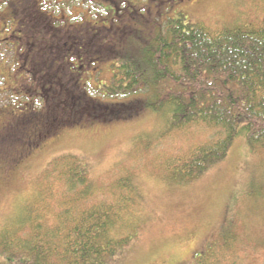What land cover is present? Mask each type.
<instances>
[{
  "label": "trees",
  "instance_id": "16d2710c",
  "mask_svg": "<svg viewBox=\"0 0 264 264\" xmlns=\"http://www.w3.org/2000/svg\"><path fill=\"white\" fill-rule=\"evenodd\" d=\"M31 4L36 10L35 2ZM164 9H160L161 14ZM131 16L132 23L121 25L117 40L124 43L118 48L101 42L96 36L98 29L92 30L96 24L92 20L77 26H85L82 44L64 54L68 62L73 52L80 51L73 60L77 58L83 69H74V77L95 76L111 59L114 83L94 87L99 95L86 88L87 103L79 99V89L74 94L71 87L66 89L67 84L58 88L51 83L49 109L33 96L27 114L33 133L28 138L30 145L25 142L26 150L11 151L15 160L32 152L33 144L40 146L62 130L126 121L148 110L168 112L173 129L202 124L215 133L214 140L170 161L177 183L194 179L223 158L238 136H244L253 147L264 148V22L248 32L240 27L214 32L201 24H185L183 18L166 21L162 16L159 23H151L150 15L137 9H131ZM49 45L58 53L57 42ZM12 68L3 73L8 75ZM38 68L36 63L34 77ZM71 109L77 111L74 116H69ZM21 140L5 137L0 144L10 143L12 149L20 147ZM43 178L36 199L45 205L44 201L55 200L50 208L56 210L53 220L50 223L48 217L34 211L27 216L28 225L0 235L2 247L18 248L24 255L22 260L32 264H105L130 241L131 234L121 235L131 227V214L138 204L136 193L122 194L126 188L131 192L135 189L130 178L120 177L114 180L115 186L96 189L107 199H89L95 190L88 168L74 155L53 160ZM114 189L118 195L112 193ZM217 254V249H210L197 264H220Z\"/></svg>",
  "mask_w": 264,
  "mask_h": 264
},
{
  "label": "rangeland",
  "instance_id": "374dc122",
  "mask_svg": "<svg viewBox=\"0 0 264 264\" xmlns=\"http://www.w3.org/2000/svg\"><path fill=\"white\" fill-rule=\"evenodd\" d=\"M45 1L60 3L72 24L83 20L82 14L87 11L88 19H92L95 7L99 8L92 3L94 0ZM182 1L167 10L168 20L183 18L185 23H198L215 32L233 27L248 32L264 22V0ZM156 3L152 0L149 5L154 7ZM122 9L123 5L121 20L125 17ZM154 11L150 12L151 23ZM13 52V46L0 45V60L7 61H0V90L15 83L8 77L13 70L8 75L3 73L9 66L20 67ZM112 62L109 59L108 64ZM18 71L17 76L27 83L28 73ZM108 71L106 64L105 76L101 78L104 84L110 83ZM11 101L9 92L0 91V110ZM173 128L168 112L148 110L126 121L67 129L43 137L40 146L33 144L32 152L16 160L11 156L10 143L3 142L0 235L28 225L26 220L34 211L48 217L51 223L56 210L50 208L56 202L52 199L43 200L46 205L41 203V199H36L38 190L53 160L74 155L88 168L95 190L89 199H107L96 189L115 186L114 180L120 177L130 178L135 186L133 192L127 188L122 191L123 195L136 193L138 202L130 213L131 227L121 231L122 236L132 237L105 264H197L210 249H217L220 264H264V148L253 147L244 136H238L223 158L194 179L177 183L172 178L170 161L214 140L215 133L202 124ZM117 191L112 193L118 195ZM20 252L18 248L9 250L0 245V264H32L28 259L23 261Z\"/></svg>",
  "mask_w": 264,
  "mask_h": 264
},
{
  "label": "flooded vegetation",
  "instance_id": "af4514ba",
  "mask_svg": "<svg viewBox=\"0 0 264 264\" xmlns=\"http://www.w3.org/2000/svg\"><path fill=\"white\" fill-rule=\"evenodd\" d=\"M32 1L35 2L36 10H34L31 4ZM144 1L145 3H143V0H109L107 7L109 17L92 21L96 23H92L94 25L92 30L98 29L96 36L101 37V42H111L110 47L118 48L124 43H119L122 39L117 40L118 33L121 31V25L127 27L128 23H132V16L130 18L131 9H137L150 15L149 18H152L150 12L155 10V17L162 15L160 9L163 7L165 11L168 8L167 6H171V4L165 3L173 1L177 3L179 0H157L154 7H150L149 5V2L152 0ZM95 2L102 4L101 0ZM121 5H123L122 11L125 15L123 20H121L120 15ZM76 11L73 9V12ZM60 17L64 24L60 22ZM70 20L71 17L67 18L66 12L58 2L53 12H51V4L45 0H0V45L6 44L14 47L13 53L14 55L16 54L15 57L17 56L20 66L17 69L14 68L13 82L15 83L10 87L14 97L18 100L12 102L11 107L0 111V138L1 135H3L2 138L22 137L21 146L13 147L12 151L13 149L24 151L27 149L26 146L30 145L28 138L33 133L29 128L27 114L30 111L28 110L30 105L34 103L33 96L37 97V101L42 99L43 103H47L46 108L49 109L48 101L51 94V83H56L58 88H62L67 84L66 89L71 87L70 89L74 94L79 89L80 93H82L79 99H83L87 103V93L85 90L88 85H92L97 80L98 73L102 70L98 68L95 76L74 77L77 75L74 69H83L82 65H77V58L75 61L73 60V58L77 57L75 54L80 53V51L76 50L73 52L68 62L65 61L66 57L64 54L66 53L65 55L67 56L74 48L81 46L85 26L78 28L77 26L82 24V21L72 24ZM86 32L89 33L88 31ZM76 39H79L78 43L75 41ZM71 41L72 44L70 43ZM50 42L53 44L57 42L59 47L58 53L56 50L50 48ZM19 59H21V62ZM36 63L39 65V68L36 69L38 72L34 77L33 73ZM18 70L28 73L29 78L26 79L27 83L22 79L20 80L21 76H17ZM60 93L61 90L58 94ZM75 113L77 111L71 109L69 116H74ZM25 142H27L26 146L24 145Z\"/></svg>",
  "mask_w": 264,
  "mask_h": 264
}]
</instances>
